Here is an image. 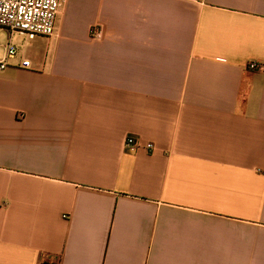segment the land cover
I'll return each instance as SVG.
<instances>
[{"label":"crops","instance_id":"obj_1","mask_svg":"<svg viewBox=\"0 0 264 264\" xmlns=\"http://www.w3.org/2000/svg\"><path fill=\"white\" fill-rule=\"evenodd\" d=\"M12 40L0 264H264V0H66Z\"/></svg>","mask_w":264,"mask_h":264},{"label":"built area","instance_id":"obj_2","mask_svg":"<svg viewBox=\"0 0 264 264\" xmlns=\"http://www.w3.org/2000/svg\"><path fill=\"white\" fill-rule=\"evenodd\" d=\"M66 0H0V31L8 34L6 43L0 41V71L10 66L20 50L14 44V34L25 36L28 40L38 37H53L58 32V19ZM104 34L101 27L92 29V36L100 38ZM22 68H30L31 62L22 58ZM248 70L253 72L264 71V64L251 62ZM126 148L132 151L146 149L154 151L153 144L143 145L138 139L128 137Z\"/></svg>","mask_w":264,"mask_h":264},{"label":"rangeland","instance_id":"obj_3","mask_svg":"<svg viewBox=\"0 0 264 264\" xmlns=\"http://www.w3.org/2000/svg\"><path fill=\"white\" fill-rule=\"evenodd\" d=\"M6 34V38L8 37V34ZM20 39H23V38H20ZM7 40V39H6ZM18 41V44L22 47V49L24 50V47L26 46V44L24 43V40H19V39H16ZM25 44V45H24Z\"/></svg>","mask_w":264,"mask_h":264}]
</instances>
